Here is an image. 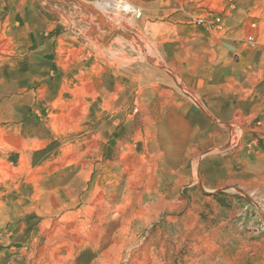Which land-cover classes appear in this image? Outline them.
Listing matches in <instances>:
<instances>
[{"label": "rangeland", "instance_id": "rangeland-1", "mask_svg": "<svg viewBox=\"0 0 264 264\" xmlns=\"http://www.w3.org/2000/svg\"><path fill=\"white\" fill-rule=\"evenodd\" d=\"M45 1L49 59L0 35V264H264V0Z\"/></svg>", "mask_w": 264, "mask_h": 264}, {"label": "crops", "instance_id": "crops-1", "mask_svg": "<svg viewBox=\"0 0 264 264\" xmlns=\"http://www.w3.org/2000/svg\"><path fill=\"white\" fill-rule=\"evenodd\" d=\"M29 1V0H28ZM81 2L90 6V8L97 10L98 8L94 6V4L99 0H80ZM128 2V0H124ZM45 3L47 1L44 0ZM30 5L29 2L26 0H0V10L7 9V12H3L0 14V35L3 37H12V50L19 49V44L21 43V37L25 39L28 43L30 40L34 41L35 46V55L37 58L41 60L49 59L52 55L51 51V35L52 30H50L53 24V21L44 22L41 20L40 17L37 16L36 11L32 10L24 12V8L27 5ZM104 7V6H103ZM90 13V12H88ZM58 23L64 25L66 24L67 27L71 23L74 24V20L70 21V16L67 15L65 17L61 16L60 21ZM45 28V32L42 33V28ZM50 26V27H49ZM104 32L111 33V31L116 30V27L113 23L106 21V26H104ZM102 30L99 32L95 31L93 33V37L95 38H104V34H101ZM49 70V68H47ZM1 76V75H0ZM20 78L17 76L16 79L13 77L11 86L19 90L21 87ZM4 87V80L0 77V89ZM14 96V94H13ZM15 98H19L18 95ZM13 99V103L15 100Z\"/></svg>", "mask_w": 264, "mask_h": 264}, {"label": "bare ground", "instance_id": "bare-ground-1", "mask_svg": "<svg viewBox=\"0 0 264 264\" xmlns=\"http://www.w3.org/2000/svg\"><path fill=\"white\" fill-rule=\"evenodd\" d=\"M113 10L115 9H119V10H123L125 13L127 14H131L132 12L134 13V11L136 10V8L134 6H131V5H127L125 2H122V1H118L116 0V2L114 3L113 5ZM112 10V11H113ZM111 11V13H112ZM127 21H129V19L127 18L126 19ZM127 39V38H126ZM121 42V41H120ZM129 74V73H128ZM88 150V149H87Z\"/></svg>", "mask_w": 264, "mask_h": 264}, {"label": "water", "instance_id": "water-1", "mask_svg": "<svg viewBox=\"0 0 264 264\" xmlns=\"http://www.w3.org/2000/svg\"><path fill=\"white\" fill-rule=\"evenodd\" d=\"M124 27H125V28H128V26H126L125 24H124ZM116 31H118V32H123V33L125 34V36H126L127 38L130 39V35H128V34H127L126 32H124L122 29L114 30L113 33H115Z\"/></svg>", "mask_w": 264, "mask_h": 264}]
</instances>
